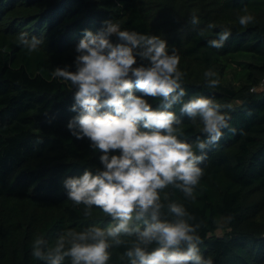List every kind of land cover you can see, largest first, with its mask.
<instances>
[{
  "label": "trees",
  "instance_id": "16d2710c",
  "mask_svg": "<svg viewBox=\"0 0 264 264\" xmlns=\"http://www.w3.org/2000/svg\"><path fill=\"white\" fill-rule=\"evenodd\" d=\"M193 11L198 25L189 23ZM245 14L254 21L242 27L238 18ZM105 19L166 39L180 57L185 99L206 95L233 105L237 134L225 129L206 150L195 201L170 186L162 211L172 219L167 204L186 205L202 222L201 254L213 264H264V87L257 88L264 78V0H0V264H46L31 256L36 236L54 242L62 231L111 222L97 208L86 217L83 205L67 199L63 180L98 166L99 154L70 135L71 89L51 76L57 65L72 63L83 29L98 30ZM209 23L217 28L208 31ZM221 27L231 30L224 47H208ZM22 31L43 38L37 52L16 44ZM227 60L240 64L242 84L207 88L204 72L217 78ZM184 120L194 140L202 125ZM222 223L227 229L219 234ZM109 251L108 264H129L126 246Z\"/></svg>",
  "mask_w": 264,
  "mask_h": 264
},
{
  "label": "clouds",
  "instance_id": "9594fccd",
  "mask_svg": "<svg viewBox=\"0 0 264 264\" xmlns=\"http://www.w3.org/2000/svg\"><path fill=\"white\" fill-rule=\"evenodd\" d=\"M253 21L250 14L238 18L242 27ZM189 23L199 24L195 11ZM219 29V39L207 40L208 47L221 49L231 36L229 28ZM82 32L72 63L57 65L51 76L70 86L73 103L68 110L75 115L66 127L75 139L88 141L99 154V165L67 177L63 187L68 200L84 206L86 217L97 208L111 222L62 231L54 242L38 235L31 256L46 264H108L109 249L126 246L123 256L129 264H213L201 254L202 222L184 203L169 202L172 219L165 217L163 201L170 198L164 190L171 186L185 200L195 201L206 150L221 140L225 129L237 134L230 126L233 105L206 95L185 99L180 57L156 34L122 28L112 19L102 21L98 30ZM199 35L206 37V32ZM43 42L23 31L16 38L29 54ZM203 75L207 88L219 86L213 70ZM150 100L158 103L153 106ZM185 117L202 125L194 140L188 137Z\"/></svg>",
  "mask_w": 264,
  "mask_h": 264
},
{
  "label": "rangeland",
  "instance_id": "374dc122",
  "mask_svg": "<svg viewBox=\"0 0 264 264\" xmlns=\"http://www.w3.org/2000/svg\"><path fill=\"white\" fill-rule=\"evenodd\" d=\"M238 58V57H236ZM233 57V59H236ZM228 67L223 74H218L217 78L220 81V85L227 86L231 88L239 87L244 81L243 69L240 67V64L237 61L227 60ZM221 227L217 230L219 234H222L227 228L222 223Z\"/></svg>",
  "mask_w": 264,
  "mask_h": 264
},
{
  "label": "built area",
  "instance_id": "2783aa9c",
  "mask_svg": "<svg viewBox=\"0 0 264 264\" xmlns=\"http://www.w3.org/2000/svg\"><path fill=\"white\" fill-rule=\"evenodd\" d=\"M260 87H264V78L261 80L259 86H257V88H260Z\"/></svg>",
  "mask_w": 264,
  "mask_h": 264
}]
</instances>
